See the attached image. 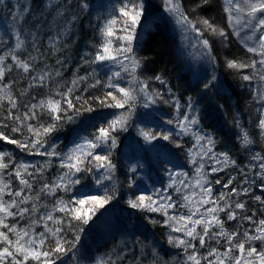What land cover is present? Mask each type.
Masks as SVG:
<instances>
[{"label":"snow or ice","instance_id":"snow-or-ice-1","mask_svg":"<svg viewBox=\"0 0 264 264\" xmlns=\"http://www.w3.org/2000/svg\"><path fill=\"white\" fill-rule=\"evenodd\" d=\"M209 4L210 0H201L196 8L203 9ZM0 6L8 7L6 0H0ZM148 7L146 0H120L106 18L97 17L99 42L93 45L95 51H86L80 57L77 74L65 82L63 69L70 59L65 54L69 37L77 22L88 13V0H45L44 8L55 22L52 35L48 32H53V28L43 12L42 19H33L31 4L18 0L12 6L10 27L14 43L0 55V108L5 112L0 119V129H9L23 139L0 130V141L47 159L39 164L17 163L12 154L0 151V264H63V258L70 253V260L80 264L77 246L84 226L116 199L115 186L109 189L104 184L115 175L111 150L117 146V133L128 130L138 104L149 108L158 100L174 108L175 116L167 123L175 130V147L185 150L181 141L184 137L191 138L186 156L193 174L175 170L174 162L163 156L168 177L166 186L151 194L142 192L129 198L128 206L163 217L162 221L152 219L151 223L169 229L168 245L183 253L182 262L177 260L176 264H264V154L251 155L255 163L246 170L228 151H216L217 140L201 127L200 110L191 97L181 105L170 87L168 94L172 98L169 100L161 92L149 90L148 81L138 75L142 62L134 48L137 29ZM162 8L180 27L186 40L189 34H195L192 37L195 43L191 46L198 48L200 56L209 63L214 64L216 57L205 33L222 38L226 45L230 36L236 37L247 53L258 57L247 62L228 60L227 67L237 72L250 69V73L242 75V80L249 85L258 82L252 90L253 98L261 104L257 109L260 115L256 127L264 138V0H223L226 27L203 17L192 19L196 8L192 13L187 12L182 0H162ZM45 37L46 52L61 54L55 61L59 67L47 63L48 56L41 50ZM104 67L108 72L102 80L100 69ZM81 70L83 75L79 74ZM13 73L17 75L9 79ZM151 79L162 85L167 83L161 75ZM216 80L212 75L204 88L213 86ZM125 81L126 84H122ZM18 82L26 84L19 92L14 87ZM101 86L110 91L93 100L102 108L123 111L96 127L91 136L74 141L67 151L49 143L48 138L64 123H75L80 117L87 119L85 114L96 111L88 99L76 93ZM45 88L49 91L42 98L31 94L35 89ZM22 97L28 100L21 103ZM45 115L47 123L41 122ZM236 127L240 129L237 137L240 146L249 150L255 143L252 135L239 121ZM139 135L149 144L157 139H173L172 131L156 134L140 128ZM53 160L59 161L58 167L63 171L49 180L46 173L53 167ZM144 166L137 160L129 166V171L136 173ZM229 168L237 170L239 180L236 175H229L226 180L218 177ZM85 172L99 173L93 178L97 187L104 186L103 195L81 194L68 199L59 195L72 193L81 185L80 174ZM134 184L135 180L131 179L129 186ZM215 185L222 190L217 191ZM256 188L260 194H256ZM245 198H250L259 208L252 207ZM136 243L140 245V252L132 257L130 264H148L149 261L150 264H168L155 245L149 247L138 239ZM127 261V252L121 249L115 256L95 259L94 264H126Z\"/></svg>","mask_w":264,"mask_h":264},{"label":"trees","instance_id":"trees-1","mask_svg":"<svg viewBox=\"0 0 264 264\" xmlns=\"http://www.w3.org/2000/svg\"><path fill=\"white\" fill-rule=\"evenodd\" d=\"M17 2L18 0H6L8 7L0 6V36L4 41L0 43V55L8 51L14 43L10 27L13 23L10 11ZM21 2L31 4L34 9L33 19H42L41 12L48 16V12L44 8L45 0H21ZM88 2L90 5L88 13L77 22L72 29L73 35L69 37V48L65 54L70 59L63 69V81L65 82L70 81L77 74L76 69L80 64V57L86 51H95L93 45L99 42L96 32L99 25L97 17H100L101 20L106 18L113 6L118 5L120 0H88ZM182 3L185 10L192 13L201 0H182ZM146 6L150 7L147 8L146 15L141 20V27L137 29L138 39L134 41L137 58L142 62V68L138 75L141 79L148 81L150 91L161 92L166 100L172 98L168 94L169 87L172 89V94L179 98L181 105H184L191 97L200 110L201 127L205 131L211 132L217 140L216 151H228L238 164L247 170L249 165L255 163L250 159L251 155L255 152L264 154V138L260 136L259 129L256 127L260 115L257 109L261 107V104L253 98L252 90L258 85V82L253 81L249 85V82L243 81L242 75L250 73L251 70L237 72L227 67V61L247 62L250 58L258 59V57L247 53L236 37L230 36V42L226 45L222 42V38L205 33V38L209 39L213 45V55L216 57L214 64L209 63L207 58L200 56L198 48L191 46L195 43V40L192 39L195 34H189L188 40L184 38V34L175 24L173 18L163 11L162 0H146ZM200 17L210 19L220 27H226L223 0H210V4L203 9L196 8L191 18ZM48 21L53 32H48L47 29L43 31L52 35L55 30L53 16H48ZM46 48L45 37L41 50L45 51L48 56L47 63L59 67L55 65V61L61 54L50 55L46 52ZM21 55H25V53H21ZM107 72V67L100 69L102 80L105 79ZM79 74L83 75V70ZM16 75V73L10 74L9 79ZM155 75H161L167 82L166 85L151 79ZM212 75H215L217 80L213 86L205 89L204 84L211 79ZM122 84H126V81ZM14 87L19 92L26 87V84L18 82ZM48 91L47 88L35 89L31 94L39 99L47 95ZM105 91H110V89L101 86L89 89L88 92H77L76 95L88 99L96 111L85 114L87 119L80 117L75 123H64L57 132L48 138L49 143L58 144V150L67 151L73 146L74 141L83 136H91L96 127L123 111L122 109L102 108L93 100V97H102ZM27 100V97H22L21 103ZM4 115V109L0 108V119H3ZM174 116V108L162 101L158 100L155 105L149 108L138 104L135 115L129 121L128 130L117 133V146L111 150V159L116 165L115 175L112 181H105L104 184L109 189L115 186L116 199L100 209L89 225L84 226V232L81 233V240L77 246L80 264H94L95 259L106 255L115 256L121 249L127 252L128 261L126 264H130L132 257L140 252V245L136 243L137 239L149 247L155 245L168 264H176L177 260L182 262L183 253L181 250L172 248L167 243L169 229L162 224L151 223L152 219L162 221L163 217L158 213L131 209L127 204L129 198H134L142 192L151 194L154 190L166 186L168 177L165 174L163 156H168L174 162L175 170L186 171L189 175L193 174L186 156V148L191 145L192 141L190 137H184L181 142L184 143L185 150L175 147L177 139L175 130L172 125L167 123V120ZM236 121H239L255 141L249 150L240 146V141L237 138L240 129L236 127ZM5 122L11 124V121ZM41 122H49L48 117L45 115ZM140 128L156 134L172 131L173 139L171 141L157 139L149 144L139 135ZM0 130H4L14 138L23 139L21 135L11 133L9 129ZM25 135H27L26 132ZM0 151L12 154L17 163L39 164L47 159L38 155H29L27 151H21L16 145L8 144L5 141H0ZM137 160L145 166L138 169L136 173H132L129 171V166L136 163ZM58 164L59 161L53 160V167L46 173L49 180L63 171L58 167ZM97 175L99 173H81V185H77L72 193L61 192L59 195L65 199L81 194L103 195L104 186L97 187L93 178ZM229 175H236L238 180L240 179L237 170L231 168L219 173L218 177L221 180H226ZM131 179L135 180V184L130 187ZM13 183L15 186L16 182L13 181ZM237 186L239 187V184ZM215 188L217 191L222 190L219 185H215ZM254 191L256 194H260L258 188ZM173 195L175 197V193ZM245 199L250 200V198ZM250 203L252 207L259 208L254 201L250 200ZM69 238H71V233H69ZM125 245L128 247L125 248ZM200 251L204 252L205 250L200 249ZM70 256L71 253L69 257L63 258V264H76L75 261L70 260Z\"/></svg>","mask_w":264,"mask_h":264}]
</instances>
